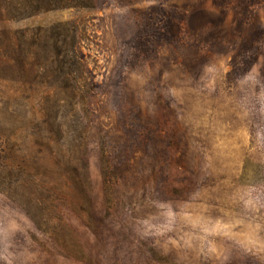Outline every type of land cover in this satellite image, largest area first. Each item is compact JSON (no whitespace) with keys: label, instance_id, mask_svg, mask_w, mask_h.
<instances>
[{"label":"rangeland","instance_id":"374dc122","mask_svg":"<svg viewBox=\"0 0 264 264\" xmlns=\"http://www.w3.org/2000/svg\"><path fill=\"white\" fill-rule=\"evenodd\" d=\"M69 20L78 24L95 89L87 122L94 228L60 202L54 207L48 186L24 175L40 169L28 137V169L19 167L21 183L11 187L42 215L59 212L63 222L44 215L42 226L85 259L66 254L0 190V264H162V256L178 264H264V0H95L93 8L11 25ZM2 108L1 131L9 135ZM103 148L113 172L110 200ZM19 156L10 155L6 175Z\"/></svg>","mask_w":264,"mask_h":264},{"label":"trees","instance_id":"16d2710c","mask_svg":"<svg viewBox=\"0 0 264 264\" xmlns=\"http://www.w3.org/2000/svg\"><path fill=\"white\" fill-rule=\"evenodd\" d=\"M79 7L93 8L95 0H0V190L18 202L40 229L61 242L66 254L85 259L68 248L58 231L42 226L40 218L44 215L63 222L59 212L44 209L42 215L41 209H32L31 198L11 187V183H21L19 167L28 169L25 140L33 137L37 148L34 162L40 169L34 175L23 172L24 175L35 176L48 186L54 207L57 208L56 201L60 202L94 228L90 221L94 208L87 122L92 116L91 95L95 89L78 50V24L69 20L22 28L11 25L60 8ZM2 104L11 117L13 130L9 135L1 131ZM8 141L12 144L6 150ZM104 150L102 172L110 200L113 172ZM16 152L20 159H15L16 163L10 166L14 171L6 175L8 158ZM90 166L93 180L97 178L100 183L101 175L92 156ZM60 226L63 223L57 229ZM159 260L162 264H178L165 256Z\"/></svg>","mask_w":264,"mask_h":264}]
</instances>
